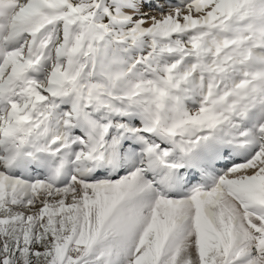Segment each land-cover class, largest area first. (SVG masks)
Returning <instances> with one entry per match:
<instances>
[{
	"label": "snow or ice",
	"instance_id": "obj_1",
	"mask_svg": "<svg viewBox=\"0 0 264 264\" xmlns=\"http://www.w3.org/2000/svg\"><path fill=\"white\" fill-rule=\"evenodd\" d=\"M0 264H264V0H0Z\"/></svg>",
	"mask_w": 264,
	"mask_h": 264
}]
</instances>
